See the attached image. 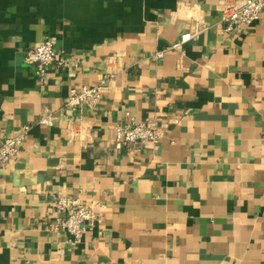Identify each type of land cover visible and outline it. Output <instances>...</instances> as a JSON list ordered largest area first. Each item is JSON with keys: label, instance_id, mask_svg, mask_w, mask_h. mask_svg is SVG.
Wrapping results in <instances>:
<instances>
[{"label": "crops", "instance_id": "0c3cea01", "mask_svg": "<svg viewBox=\"0 0 264 264\" xmlns=\"http://www.w3.org/2000/svg\"><path fill=\"white\" fill-rule=\"evenodd\" d=\"M220 1L0 0V141L30 126L0 163V264H264V9L225 32ZM45 38L64 64L40 78ZM128 121L158 143L116 148ZM61 195L94 208L79 243Z\"/></svg>", "mask_w": 264, "mask_h": 264}, {"label": "built area", "instance_id": "2783aa9c", "mask_svg": "<svg viewBox=\"0 0 264 264\" xmlns=\"http://www.w3.org/2000/svg\"><path fill=\"white\" fill-rule=\"evenodd\" d=\"M220 9L224 31L233 32L243 26L252 24L259 18L261 11L264 9V0H221ZM195 35L190 31L183 33L179 42L172 47H180L195 38ZM162 54L163 51H160L157 56L160 57ZM24 60L27 64L35 67L36 74L40 78H44L50 66H62L64 64V60L58 59L57 49L50 38H45L38 45L29 49L24 55ZM98 98L99 87L71 88L65 106L69 109H76L84 104L93 106ZM52 119V116L47 114L40 118L39 123L51 125ZM29 129L30 126H24L19 134L0 141L1 164H8L15 159ZM159 137L160 132L152 122H121L115 128L114 146L122 148L147 142L157 144ZM53 209L56 214L52 222L53 227L56 230L59 228L64 229L70 234V241L73 244L81 241L87 227L92 226L96 220L93 206L75 202L64 195L58 196L54 200Z\"/></svg>", "mask_w": 264, "mask_h": 264}]
</instances>
